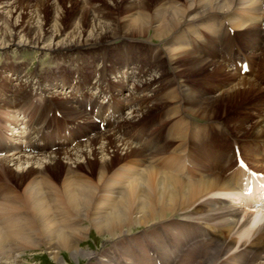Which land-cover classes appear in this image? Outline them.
I'll return each mask as SVG.
<instances>
[{"label": "bare ground", "instance_id": "obj_1", "mask_svg": "<svg viewBox=\"0 0 264 264\" xmlns=\"http://www.w3.org/2000/svg\"><path fill=\"white\" fill-rule=\"evenodd\" d=\"M50 2L44 0L40 6ZM122 2L124 0H118L112 5L120 7ZM40 6L19 0H0V45L4 49H24L33 35H41ZM55 7L58 12V6ZM122 8L127 13L121 16L99 8L89 11L93 22H90V33L85 38L80 20L65 36H61L63 28L56 16L47 28L51 30L49 38L53 41L64 37L54 43L59 49H50L58 58L68 57L67 53L76 50L92 49L91 54H95L97 47H109L114 40L120 39L121 46L110 47L115 52L110 61L117 65L115 59L124 55V62L128 60L127 68L133 67L132 61L137 67L147 66L146 70L139 71L138 84L132 90L137 95L129 92L126 99L120 100L125 88L112 89L117 92L116 107L119 110L126 107L131 115L129 120L124 117L118 121L116 129L111 127L112 132L97 133L84 142L73 141L69 146L64 141L68 138L61 135L56 148L41 149L36 142L31 144L26 140L21 144L15 141L12 133L6 134L20 121L26 122L23 129L27 134H37L36 127L45 120L46 116L43 113L38 116L40 110L30 103L33 97L26 94V87L22 86V93H17L21 94L19 98L14 96V102L13 97L9 101L0 99V181L15 182L18 187L17 191L10 192L0 182V264H23L14 252L28 247H46L54 260H58L59 252L86 259L91 254L80 252L78 244L92 230L107 235L109 242L126 238L132 234V228L149 226L154 227L153 246L158 248L156 251L165 264L170 262L179 246L174 243L175 235L189 245L180 264H217L232 251L234 255L229 256V263L247 264L250 260L248 264H264V208H252L251 205L256 204L252 203L256 199L254 194L243 196L245 174L235 162L231 167L227 166L226 155L231 149L226 140L214 142V138H228L225 135L228 132L223 133L216 121L242 105L245 102L242 100L251 99L253 104L241 109L248 106L245 111L249 113L259 107L250 125L257 124L245 126L238 121L233 131L240 138L251 135L247 136L252 138L248 149L242 147L244 139H237L239 144L242 142L239 153L252 170L264 175V164L259 161L260 165L255 164L253 155L257 152L253 140L264 143V96L256 86L258 80L237 79L231 69L227 70L215 61L213 69L199 80L209 83L200 87L190 83L196 79L192 77L193 72L202 68L207 71L214 61L200 54L201 47L213 48L217 38L227 39L228 31L237 33L248 46L262 42L264 0H155L151 5L149 0H129ZM24 13L29 16L27 28L21 26L22 29L17 30L19 16ZM21 30L28 34L23 32L26 41L18 42L15 33ZM150 32V37L140 39ZM36 41L41 44L42 39H33ZM50 44L42 43L40 49L44 50ZM164 65L173 73L174 88L168 78L155 88L160 83L157 77L164 74ZM260 66L264 72V60ZM129 73L125 77L132 78L133 71ZM232 78L237 82L231 81ZM104 81L103 77L101 82ZM212 81L216 82L211 84ZM63 83L66 85L68 79L64 78ZM234 83L235 87L228 91ZM54 87L63 88L60 84ZM219 90H226L224 94L230 99L221 103L225 108L218 107L222 93L214 94ZM41 93L36 94L41 97ZM54 93L50 92V97L56 104L68 105L66 96L61 98L62 94ZM258 95L261 98H257ZM59 99L62 102H58ZM41 100L45 102V98ZM175 102L179 106L176 107ZM71 107L61 108L68 113L64 123L72 125L69 138L75 135V123L81 125L78 119L83 120V128L86 125L90 129L87 125L93 123ZM17 108L18 112L15 111ZM164 108L167 110L163 111ZM154 109L162 113H158L146 132L140 135L138 144L123 137L126 131L123 125L120 126L122 123L125 122L128 130L139 123L129 126L132 122L143 119ZM213 131L222 133L210 135ZM236 136H232L233 142ZM153 137L158 141L157 147L144 149ZM211 144L213 146L206 149ZM61 165L65 169L62 178L49 173H58ZM84 166H87V172L80 173ZM90 168L93 169L89 174ZM216 169L220 173L215 172ZM176 216L184 219L174 220L175 224L167 228L170 219ZM198 239L200 242L194 243Z\"/></svg>", "mask_w": 264, "mask_h": 264}, {"label": "rangeland", "instance_id": "obj_2", "mask_svg": "<svg viewBox=\"0 0 264 264\" xmlns=\"http://www.w3.org/2000/svg\"><path fill=\"white\" fill-rule=\"evenodd\" d=\"M19 1H23L25 3L27 2V3L31 4L32 6H34V5L40 6V3L44 0H36V1H34V0H32V1L31 0H19ZM50 1H51L50 3L53 5H51L50 3L49 4L44 3V5L40 6L39 11H38V14L40 16L39 21L41 22V20H42L43 24L40 25L41 35L37 33V34L33 35V39L41 38L42 39V42H40L41 44H38V41L33 42V39L32 40L30 39L29 40L30 42L27 44V47H24V49L23 48L22 49H20V48L4 49L2 47V45H0V74L4 73V76H8V78H9V76H11L13 74L12 71L7 73V71L2 70V66L5 62V59H7V57H8V59L10 58L8 60V62H9L8 65H11L12 68L18 67L17 71L15 72L16 74H18V80L13 81V79H12V81H11L12 85L10 84L9 87H14L18 83L22 82L24 84H27L26 89L28 91L26 90V92H29V95L31 92H33V94H34V90L36 89V87L32 86L33 79L37 78L40 80V82H42V80H43L42 77L44 78L46 76V78H47L50 75L59 76L60 74H62V76H64V78H65L64 72H67V71H63L62 66H66V65L69 66V64L72 60L75 61L78 58L76 56V52L79 54L81 53L80 56L84 53L83 52L84 50L72 51L71 53H75L73 55H71V53H67L66 56H69V55H71V56L69 58H64L67 61V62H64L61 59L60 60L58 59V57H57L58 55L51 52L50 49H55V48L59 49L60 48V47H55L54 43L61 41L64 38V37H61L59 39H55L54 41L51 38H49L52 35V33H51V30H49V28H47V27L49 26V24H53L52 21L55 18V16L57 17L58 24L60 26H62V28H63V30H62L63 32H62L61 36L67 35L66 33H68V34L71 33V31L74 27V24H77L78 23L77 21L80 20L81 24H82L81 26L83 29L82 33H83V36L85 38L87 36V34L90 33V22H93L92 18H91L92 15L90 14L89 11H92L93 8H99L104 12L109 11L111 13H114L115 15L116 14L125 15L127 13V11L124 12L122 7H123V5H126V2H128L129 0H124V2H122V4H120V7H113V5H112V4H114L115 1L118 2V0H50ZM154 1L155 0H149V4L150 5L153 4ZM178 1H182V0H178ZM55 6H58L57 7L59 9L58 12L55 11V10H57ZM27 12H29V10ZM35 12H36V10H35ZM28 18H29V16L26 13L21 14L19 16V19H18L19 25H18L17 30L21 26H24V28H27ZM4 19H6V17ZM4 21L5 20L2 21L3 24L5 23ZM47 24H48V26H47ZM4 25H6V24H4ZM20 29H22V28H20ZM93 29H95V28H93ZM23 32H26V30H24V31L21 30V31H18L15 33L18 35L17 36L18 38L16 39V41H18V42L26 41V39L24 37H22ZM37 35H40V37H38ZM150 35H151V32L149 34H147L145 37H140V39H146L147 37H150ZM153 42L158 43V41H156V40H154ZM42 43H46V44L52 43V44H50V46L47 48L44 47V50H43V49H40L42 46ZM43 45H45V44H43ZM118 45L119 46L122 45L120 39L114 40L112 42V44L110 43L109 47H106V46L97 47V50H98L97 52L95 51L96 50V48H95L94 49L95 54H91V55L87 56L85 61L82 60L85 56L84 55L81 56L80 65L77 68L79 69L81 67L82 69H84L82 74L84 75V78H87V76H89L88 82H89V84L92 83V87H94L96 85V82L99 78V74L95 72V69L97 71H99L103 67H105V65L108 68H110V66H111V63H109L107 61L102 62L99 58L100 57H106V58H112L113 59L115 52H114V50L111 51L110 47L114 46L113 48H118L119 47ZM90 52H91V50H89L85 53L90 54ZM122 57L124 58V55ZM122 57H119V58L117 57V59H115V61L118 62L119 60L122 59ZM200 57H202V56L200 55ZM133 60H136V58H134ZM263 60H264V56H263L262 61ZM215 63H216L215 61H212V64L206 68L207 71H204L205 69L202 68L199 71L193 72L192 77L195 76L196 79L191 80L190 83L194 82L195 83L194 86H197V87H200L202 84L209 83L210 81H203V79L201 81H199V80L201 79L200 77H202L205 73H207L209 70L213 69L212 66L216 65ZM112 64L114 66L116 65L115 62ZM152 64H154V60H152ZM217 64H220V63L217 62ZM220 65H222V64H220ZM141 67L142 66L140 65L139 71L141 69H145V70L147 69V66H144L143 68H141ZM73 68L74 67H72V70H73ZM163 70H164L163 71L164 74H163V76H161L162 78L157 77L158 78L157 80L160 83L158 85H156L155 88L160 86L161 83L163 84V82H165V80L167 78L169 81H171L170 86H172L174 88V85H172V82L174 81L173 73H170V70L167 69L166 65H164ZM119 73L120 74H118V78H116L114 74H111V72H105L104 75H105V78H108V81L113 82V81H116L117 79H119V77L122 75V72H119ZM261 74H263L262 70H261ZM32 76H35V77H32ZM15 77L16 76H13L12 78H15ZM51 78L52 77L46 79V81H49ZM71 78H72V75H71ZM259 78L264 80V74L262 77H259ZM138 79L139 78L136 75V78H134V80L132 81L133 87L135 84L138 83ZM1 80H3V79L0 77V81ZM79 80H80V78H79ZM218 80H220V79H218ZM221 80H224V79L221 77ZM46 81L45 80L43 81L42 88L49 89V86H46L49 83H47ZM59 81H60V79L58 77H56V79H54V80L51 79L52 83H55V82L58 83ZM99 81L101 83V79ZM216 81H212L211 84H214V82H216ZM37 82H39V81H37ZM36 83H35V85H36ZM82 83L85 85L86 80L83 79ZM226 83H228V82H226ZM131 84H129L127 86V88L130 90L132 88V86H130ZM228 84H231V83H228ZM20 86H21V88H20V90H21L23 85H20ZM28 86H30V88ZM256 86L259 89L258 85H256ZM2 87L0 88V92L5 91V89H2ZM216 87H217V83H215V88ZM233 87H235V83L233 85L229 86V88L227 90L230 91V89ZM104 89H105V87H104ZM161 91H162V89H160L158 92L160 93ZM259 91L264 96L263 92L260 89H259ZM225 92H226V90H224V91L219 90V91H216V93L214 94V95H217V94L222 93V95L220 96L221 99L217 102L218 107L225 108V107H222V104L225 103L226 100H230L228 98V95L224 94ZM48 93L46 91L45 94L47 95ZM51 93H53V92L51 91ZM102 96L103 95H101V97ZM124 96H122V97L124 98ZM60 97L64 98L61 95H60ZM257 98H261V95H258ZM151 99H152V97H151ZM67 100H68V98H67ZM243 101H245V102L243 103ZM41 102H43V101L41 100ZM58 102H62V99H59ZM242 103H243L242 105H239L237 107L240 108L242 106L241 108H243L245 105L253 104V101L251 99H249L248 101L242 100ZM57 104L59 105L60 109L63 107L72 108L69 102H68V105L66 104V106L62 105V103H57ZM150 106H151V104L149 105V107ZM175 106L176 107L179 106V103L175 102ZM246 107H248V106H246ZM246 107L243 110L233 108V109H231V113L229 112L227 115L218 119V121H219L218 123L223 125L222 126L223 133H227V131H226V128H227L231 135L233 134L234 136H236V134H235L236 132L233 131V127H234V124L238 121L243 123V125H245V126L252 124L250 119H253L254 114L257 113V110L259 109V107L254 108L249 113H246V111H245ZM227 109L229 110V107H227ZM164 110L166 111L167 109L164 108L163 111ZM60 111L62 112V110H60ZM158 111H159V114L162 113V111H160L158 109L157 110L156 109L150 110V112L143 119H146L148 115H152L154 113L157 114ZM125 113H126V111H125ZM128 114H129V112H128ZM130 117H131V115H129V117L127 116L125 120H129ZM148 117H150V116H148ZM143 119H140V120L137 119L135 122H132V124L129 126H133L134 124L140 122ZM197 121H199V120H197ZM124 124H125V122L122 123L120 126L123 125L122 127L124 129L123 128L122 129L124 131H126L127 126H125ZM201 124H203V122ZM256 124H257V122L254 125H250V126H255ZM210 133H209L210 135H219L220 136V134L222 132L213 131ZM154 135H155L154 137L158 138L157 134L154 133ZM239 136H241V135H239ZM242 136H245V135H242ZM247 136H251V135L250 134L246 135L244 138H240V137L236 136L237 137L236 139H246V140L251 139L252 140V138H248ZM154 137L152 138V140H155ZM251 140H248L247 142L244 141V143L242 144V147H246L248 149L250 147V144H252ZM210 141L212 142V140H210ZM156 142H158V141H156ZM254 147H256V144ZM92 169L93 168H90L89 174L91 173ZM64 170L65 169L63 168V165H61V168L59 169L58 173H54L52 171H50L49 173L53 176L56 175V176H60L62 178L63 174L65 173ZM86 170H87V166H84L83 168L80 169V173H85V172H87ZM6 178L8 180H11L8 175H6ZM1 183L4 184V186H5L4 189H9L10 192L18 190V187L16 186L15 182H10V183L9 182H1ZM176 219L177 220H180V219L183 220L184 218L176 216V217L170 219L171 222L167 224V225H169L167 228H170L171 226H173V224H175L174 220H176ZM165 226H166V224H165ZM145 233H147V234H145ZM153 234H154V227L153 226H149L146 228H142V227L132 228V234H129L127 236V239L129 241H130V239L131 240L136 239L137 242H139L140 237H141L142 243H145L146 245L153 246V238H152ZM108 238L109 237L107 235L98 234L92 230L90 232V234L87 236V238H85L83 241H81L78 244V250L80 252H82L84 254H91V256L86 258V259L85 258L81 259V257H77V256H74L71 254L69 255V253L59 252L58 260H54L52 258V256L49 254V251L47 250L46 247H39V248L28 247L26 249H23L20 252L15 251L14 254H18V260L23 264H138V262H139V264H140V262H141V264H152L147 259V254H146L145 250L143 249V246H136V248L138 249V254H137V252L131 251L132 248H130V247H129V249L125 248V247H127L125 244V240H124L125 237H123L122 239H119V241L117 239H114V240L109 241V242L107 241ZM173 240H174V243L176 245L181 244L183 246L176 247L177 249H176V252L174 254L175 256L173 255L174 257H172L171 259L167 258L166 260L170 259V262H168L167 264H180L181 263L180 261L184 257V252H186V248L189 247V245L186 246L187 242H185L184 240H179V238L176 235L173 236ZM175 240H176V242H175ZM200 240L201 239L195 240L194 243H196V241L200 242ZM262 241H263L262 239L259 240L260 245L263 243ZM132 243L135 244L133 241H132ZM155 250H158V248H155ZM238 251L239 250H237L235 252H238ZM232 252H233V254H232ZM232 252H231V255L229 254V255L225 256L224 258L221 259L222 261L220 260L217 264H225V263L237 264L238 262L237 263H235V262L229 263L228 262L229 256L231 257L234 255V251H232ZM19 253H21V254H19ZM134 254L136 255V257ZM235 254H237V253H235ZM186 258L187 257H185L184 259H186ZM249 262H250V260L247 261V264ZM162 263L165 264L164 261H162ZM262 263H264V260L262 261ZM184 264H191V263H184ZM238 264H241V262H239Z\"/></svg>", "mask_w": 264, "mask_h": 264}]
</instances>
